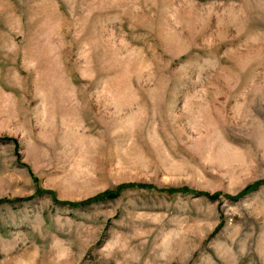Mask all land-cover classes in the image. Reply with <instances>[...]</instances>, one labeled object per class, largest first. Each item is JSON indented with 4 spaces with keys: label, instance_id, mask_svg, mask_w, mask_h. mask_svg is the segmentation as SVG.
<instances>
[{
    "label": "rangeland",
    "instance_id": "obj_1",
    "mask_svg": "<svg viewBox=\"0 0 264 264\" xmlns=\"http://www.w3.org/2000/svg\"><path fill=\"white\" fill-rule=\"evenodd\" d=\"M0 264H264V0H0Z\"/></svg>",
    "mask_w": 264,
    "mask_h": 264
}]
</instances>
